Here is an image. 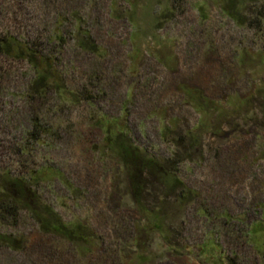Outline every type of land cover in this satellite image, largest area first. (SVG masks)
Segmentation results:
<instances>
[{
  "label": "rangeland",
  "instance_id": "374dc122",
  "mask_svg": "<svg viewBox=\"0 0 264 264\" xmlns=\"http://www.w3.org/2000/svg\"><path fill=\"white\" fill-rule=\"evenodd\" d=\"M228 1L0 0V33L54 53L67 87L30 99L34 71L0 53V264H264V0H236L239 21ZM99 115L125 119L193 191L182 203L145 177L165 230L137 206ZM34 170L39 202L98 238L89 252L8 200L6 180Z\"/></svg>",
  "mask_w": 264,
  "mask_h": 264
},
{
  "label": "trees",
  "instance_id": "16d2710c",
  "mask_svg": "<svg viewBox=\"0 0 264 264\" xmlns=\"http://www.w3.org/2000/svg\"><path fill=\"white\" fill-rule=\"evenodd\" d=\"M220 5L222 10L229 16L236 21L240 20V14L236 9V0H229L226 4L221 2ZM124 12L126 17L131 20L130 17L134 13L130 3L129 9ZM77 31L80 48L99 54L100 47L92 40L90 32L80 28ZM57 35L58 39L62 41L63 36ZM0 53L12 59L27 61L34 71V79L29 87L30 99H44L51 92L63 98L67 87L63 74L58 68L54 53L51 51L44 53L36 47L33 41L30 43L26 39L10 34L8 31L0 33ZM77 95L71 94L72 99L80 97L79 93ZM82 99L90 100L88 97H83ZM124 120L119 116L99 115L94 123L103 132V143L106 150L115 155L126 169L135 202L146 217V220L163 230L164 226L166 227L167 215L161 208L147 207L143 203V199L147 198L148 193L144 187L145 177L154 176L159 181L164 182L169 192L175 191L178 193L177 199L182 203L189 201L193 197V191L184 187L182 182L175 176V173L170 171L172 166L169 161L161 163L160 160L154 158L133 141ZM36 137L34 135L35 139ZM192 140L196 141V138ZM33 180H37L35 170L32 171L29 177L17 176L6 180L7 186L5 190L12 189L11 191L14 193V195H8V200L12 201L13 205L24 206V210L30 212L39 222L43 232L58 236L77 245L80 244V246L86 247L88 252L91 250L92 245V247H95V244H98V238H95L89 232L86 224L80 221L74 223L65 222L50 205L39 202L40 198L35 191ZM12 204L9 202V205ZM0 207L2 212L6 209L3 205H0ZM0 238L4 240L2 235H0ZM211 249L216 250L214 247H211ZM209 252L211 253L212 251L209 250ZM226 258L227 264H233L231 257Z\"/></svg>",
  "mask_w": 264,
  "mask_h": 264
}]
</instances>
